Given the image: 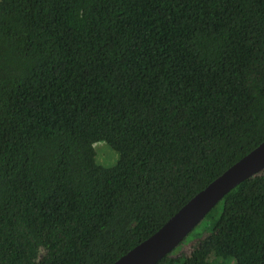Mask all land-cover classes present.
I'll return each mask as SVG.
<instances>
[{
  "label": "trees",
  "instance_id": "1",
  "mask_svg": "<svg viewBox=\"0 0 264 264\" xmlns=\"http://www.w3.org/2000/svg\"><path fill=\"white\" fill-rule=\"evenodd\" d=\"M263 141L264 0H0V264H114ZM177 248L264 264V170Z\"/></svg>",
  "mask_w": 264,
  "mask_h": 264
},
{
  "label": "water",
  "instance_id": "2",
  "mask_svg": "<svg viewBox=\"0 0 264 264\" xmlns=\"http://www.w3.org/2000/svg\"><path fill=\"white\" fill-rule=\"evenodd\" d=\"M264 170V141L187 202L155 234L114 264H157L236 186Z\"/></svg>",
  "mask_w": 264,
  "mask_h": 264
},
{
  "label": "rangeland",
  "instance_id": "3",
  "mask_svg": "<svg viewBox=\"0 0 264 264\" xmlns=\"http://www.w3.org/2000/svg\"><path fill=\"white\" fill-rule=\"evenodd\" d=\"M94 149L96 152V163L103 167H112L117 164L120 159V154L115 151L109 144L106 142H98L94 144ZM178 249V250H177ZM177 253L188 254L191 251V244H186L177 248Z\"/></svg>",
  "mask_w": 264,
  "mask_h": 264
}]
</instances>
